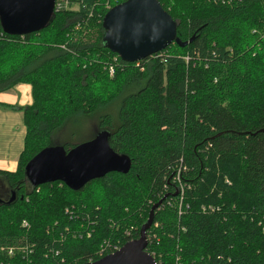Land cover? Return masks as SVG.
I'll return each instance as SVG.
<instances>
[{
  "label": "trees",
  "instance_id": "trees-1",
  "mask_svg": "<svg viewBox=\"0 0 264 264\" xmlns=\"http://www.w3.org/2000/svg\"><path fill=\"white\" fill-rule=\"evenodd\" d=\"M122 1L67 0L46 28L22 36L0 27V92L24 83L31 95L26 106L0 103L21 111L25 128L15 171L0 170L10 189L0 264L94 261L100 245L137 238L164 195L146 231L157 264H264V0H159L179 40L194 39L140 66L102 42V17ZM111 103L115 117L99 119L90 138L109 131L129 171L78 190L31 185L26 162L46 146L68 149L53 142L66 121ZM174 178L185 185L181 205Z\"/></svg>",
  "mask_w": 264,
  "mask_h": 264
},
{
  "label": "water",
  "instance_id": "water-1",
  "mask_svg": "<svg viewBox=\"0 0 264 264\" xmlns=\"http://www.w3.org/2000/svg\"><path fill=\"white\" fill-rule=\"evenodd\" d=\"M55 0H0V27L7 35H26L46 28L55 15ZM103 45L124 62H136L175 43L183 47L194 36L180 41L177 22L159 0H124L110 7L101 20ZM264 130V129H263ZM262 130V131H263ZM109 131L100 130L92 138L68 149L62 144L46 146L24 166L26 179L33 186L60 181L72 190L109 172L127 173L131 159L115 152L108 142ZM176 194V193H175ZM12 193L8 203L14 199ZM166 198L154 203L137 238L125 241L118 249L94 261L79 264H157L146 250V231L154 211Z\"/></svg>",
  "mask_w": 264,
  "mask_h": 264
},
{
  "label": "crops",
  "instance_id": "crops-1",
  "mask_svg": "<svg viewBox=\"0 0 264 264\" xmlns=\"http://www.w3.org/2000/svg\"><path fill=\"white\" fill-rule=\"evenodd\" d=\"M0 103L26 106L31 103L30 86L19 83L0 92ZM25 128L22 113L0 107V170L14 171L23 148Z\"/></svg>",
  "mask_w": 264,
  "mask_h": 264
},
{
  "label": "rangeland",
  "instance_id": "rangeland-1",
  "mask_svg": "<svg viewBox=\"0 0 264 264\" xmlns=\"http://www.w3.org/2000/svg\"><path fill=\"white\" fill-rule=\"evenodd\" d=\"M116 110L117 103H111L106 107L99 108L90 116L76 115L70 117L63 127L55 133L53 142H62L66 145H73L90 139L94 133V125L97 124V121H99V119H101L104 115H110L114 118L116 115ZM173 182H175L178 187L176 189L177 192L175 195L178 197V204L181 205L184 198L183 187L185 185L181 183V186H179L177 184L176 178H174Z\"/></svg>",
  "mask_w": 264,
  "mask_h": 264
},
{
  "label": "built area",
  "instance_id": "built-area-1",
  "mask_svg": "<svg viewBox=\"0 0 264 264\" xmlns=\"http://www.w3.org/2000/svg\"><path fill=\"white\" fill-rule=\"evenodd\" d=\"M66 4H67V0H55V4H54L55 12H56V10H58L59 8H61L62 6H65ZM105 5H106V6H109L108 2H106ZM108 8H109V7H108ZM160 54H162L161 51H159V52H157V53H155V54H152V55H150V56L156 58V57H158ZM135 65H136V66H140L139 63H138V61L135 62ZM107 70H108V73H109L110 76H111V75L113 74V72H114V67H113L112 65H110V66L108 67ZM181 190H182V189H181ZM23 225H26V223H25L24 221H23ZM88 235H89V234H88ZM146 240H147V242H148L149 238L146 237ZM119 247H120V246H119ZM119 247H117V246H113V248H112L111 250H107V249H108V245H107V243H105V244L100 245V248H99V250L97 251V254H98V256H103V255H105V254H107V253H110V252L115 251V250L118 249ZM177 264H178V263H177Z\"/></svg>",
  "mask_w": 264,
  "mask_h": 264
},
{
  "label": "flooded vegetation",
  "instance_id": "flooded-vegetation-1",
  "mask_svg": "<svg viewBox=\"0 0 264 264\" xmlns=\"http://www.w3.org/2000/svg\"><path fill=\"white\" fill-rule=\"evenodd\" d=\"M10 192L9 188H6L3 184L0 183V201L6 200Z\"/></svg>",
  "mask_w": 264,
  "mask_h": 264
}]
</instances>
